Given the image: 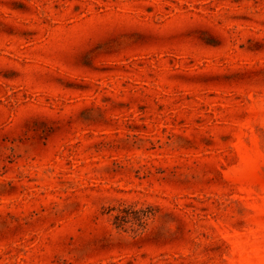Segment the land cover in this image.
<instances>
[{
  "label": "rangeland",
  "instance_id": "obj_1",
  "mask_svg": "<svg viewBox=\"0 0 264 264\" xmlns=\"http://www.w3.org/2000/svg\"><path fill=\"white\" fill-rule=\"evenodd\" d=\"M0 264H264V0H0Z\"/></svg>",
  "mask_w": 264,
  "mask_h": 264
}]
</instances>
